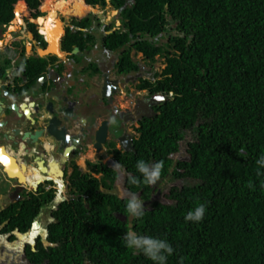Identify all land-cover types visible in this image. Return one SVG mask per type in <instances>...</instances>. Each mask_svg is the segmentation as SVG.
Wrapping results in <instances>:
<instances>
[{
    "label": "trees",
    "instance_id": "16d2710c",
    "mask_svg": "<svg viewBox=\"0 0 264 264\" xmlns=\"http://www.w3.org/2000/svg\"><path fill=\"white\" fill-rule=\"evenodd\" d=\"M52 1L0 0V26L8 25L14 12V23L21 14L42 17L40 8L48 9V16L53 11L54 17L73 2L74 31L67 29L62 40L68 51L83 40L89 7L118 11L122 29L103 39L105 47L125 48L120 63L129 66L131 51L151 62L163 59L151 91L173 94L159 116L145 122L136 154L127 158L130 170L140 177L138 160H162L164 177L173 162L168 157L189 132V160L177 163L171 176L194 184L172 188L171 205L155 202L142 218L131 221L130 229L127 220L115 216H128L126 200L101 193L95 179H77L81 197L54 211L48 228V242L54 246L44 249L38 243L35 253L27 249L32 262L154 264L124 246L122 237L132 230L166 240L174 249L166 264H264V169L257 175L256 165L264 155V0H55L50 6ZM45 22L38 19L43 35ZM28 30L45 49L35 25L28 24ZM103 189L111 184L103 181ZM46 201L31 198L19 211L1 212L0 225L8 221L5 232L25 233ZM197 203L206 205L203 220L186 222Z\"/></svg>",
    "mask_w": 264,
    "mask_h": 264
},
{
    "label": "flooded vegetation",
    "instance_id": "af4514ba",
    "mask_svg": "<svg viewBox=\"0 0 264 264\" xmlns=\"http://www.w3.org/2000/svg\"><path fill=\"white\" fill-rule=\"evenodd\" d=\"M15 18L14 12L10 23L0 26V147L20 179L6 180L5 188L0 185V213L19 211L18 206L31 198L47 201L39 206L28 234L17 237L18 229L5 232L8 221L0 225V264H35L27 249L37 252L38 243L44 249L53 247L48 242V228L55 221L54 211L61 203L81 197L77 179H95L101 193L108 192L119 200H126L127 193H136L144 203L152 202L146 211L155 202L172 201L168 199L171 189L185 186L175 184L189 179L171 175L177 163L188 158L174 157L181 141L178 151L168 157L173 161L168 174L156 185H136L134 190L128 183V175L135 176V170H130L132 161L127 158L136 154L145 122L159 116L160 107L171 96L151 91L161 73L154 66L157 58L151 62L131 51L129 59L134 68H130L120 63L125 48L110 51L105 47L103 39L122 29L120 22L113 24L103 17L98 22L94 16L93 24H98L92 29L97 27L94 39L84 36L78 40L80 46L73 44L67 51L62 40L67 29L74 31L69 25L71 18L66 24L65 19H61L62 24L53 19L45 22L51 27L44 35L38 18L21 14L19 22L14 23ZM28 24L35 25L47 43L45 50L34 40ZM113 117L115 123L111 122ZM105 130L106 138L101 141ZM117 162L121 169L113 168ZM103 181L111 184V189H103ZM43 210L45 221L37 219ZM9 243L20 247H8Z\"/></svg>",
    "mask_w": 264,
    "mask_h": 264
},
{
    "label": "clouds",
    "instance_id": "9594fccd",
    "mask_svg": "<svg viewBox=\"0 0 264 264\" xmlns=\"http://www.w3.org/2000/svg\"><path fill=\"white\" fill-rule=\"evenodd\" d=\"M97 7L102 8L101 6H96L94 8L89 7V8H90V10H94ZM14 8H15V6H14ZM102 9H104V8H102ZM89 13L92 15L91 11ZM93 18H94V16H93ZM120 20H121V16H120ZM120 23H121V21H120ZM109 33H111V31H109ZM46 47H47V43H46ZM165 95L171 96V99L173 98L172 93H168ZM111 122L115 123V117L112 118ZM188 160H189V157H188ZM256 165H257V175H259L260 169H264V155L260 156L256 160ZM113 168L121 169V165L117 162L113 165ZM163 168H164V161H162V160L155 162L153 164H149L142 159L138 160L136 163V169L141 174L140 177L128 175L127 181L131 185H137L138 186L141 183H143L146 186H154V185H156L157 181H159L161 179ZM14 178L15 179L9 178V176L5 172V167H4L3 171H0V185L3 184L2 188H5L7 186L8 183H6V180L7 181H16V177H14ZM248 187L249 188L253 187L251 182H249ZM262 187H264V184H262ZM8 189H9V187H8ZM165 202H169L170 204H172V201H165ZM86 208H88V206ZM125 208H126V212L128 214L127 218L129 217L131 219H139V218H142L145 214L144 201L140 200L136 193H131V192L127 193ZM205 212H206L205 203H197V205L192 210L187 212L184 219L186 222L187 221L200 222L203 220V218L205 216ZM115 216L117 218V216H119V214H116ZM120 216H122V215H120ZM129 225H131V221H128V226ZM131 227H132V225H131ZM131 227H129V228L131 229ZM18 232L22 236L28 234L26 232L25 233H21L20 231H18ZM122 242L127 249H134L135 251L141 252L144 256H146L151 261H153L154 264H166L168 256H170L174 251L172 246L166 240H162V239L152 237V236L138 235L135 231H132V230L125 232L124 236L122 237ZM17 244H15V243L10 244L9 243V244H7V246L8 247H12V246L20 247Z\"/></svg>",
    "mask_w": 264,
    "mask_h": 264
},
{
    "label": "rangeland",
    "instance_id": "374dc122",
    "mask_svg": "<svg viewBox=\"0 0 264 264\" xmlns=\"http://www.w3.org/2000/svg\"><path fill=\"white\" fill-rule=\"evenodd\" d=\"M55 0L52 1V3L50 4V6L53 5V2ZM43 3V2H42ZM42 5V4H41ZM40 12L43 14L42 18H46V22H49V19H48V9L46 8H40L39 9ZM69 10H71V5L69 6L68 9H65V11H57L56 12V15L53 17L52 15H50L49 17L55 21H58L59 23H61V19H65L64 22L65 24L69 21V18H71V15L69 14ZM92 15L90 14V16L88 17L87 19V25L85 26V33L82 35L83 37L87 36L89 37L90 39H94V37L96 36V29L95 30H92L94 29V26H98V24H93L95 23L94 22V18L93 16L97 17V20L98 22H101V18L103 17V19H106L107 21H111L113 24L116 23L117 25L120 24L118 22H120V14L118 11H114L113 9H111L109 6H107L106 8L102 9L100 7H97L95 8L94 10H90ZM89 11V12H90ZM87 17V16H85ZM84 17V18H85ZM62 24V23H61ZM69 24V23H68ZM70 25V24H69ZM175 27V25H173ZM46 27L49 28L50 25L49 24H46ZM111 27H109L108 29H110ZM49 33H52L51 30H49ZM104 35V34H103ZM81 36V34L79 35ZM165 38L163 39V43L165 42ZM140 56H138L139 58ZM155 66V69L157 72L161 71L163 68H164V64H163V59H160L157 57V62L154 64ZM192 140V135L189 133V132H184V140L181 142L180 144V150H179V153L177 155H175L174 157H176L177 159L178 158H188V155H186V142L188 141H191ZM10 173V171H9ZM183 185L187 186V185H190L192 186L194 184L193 181L191 180H185L184 182H180V183H176L175 185H177V187H181ZM44 211V210H43ZM41 212L40 215L38 216V220H42V221H45V219H47V214L44 212Z\"/></svg>",
    "mask_w": 264,
    "mask_h": 264
},
{
    "label": "water",
    "instance_id": "95a60500",
    "mask_svg": "<svg viewBox=\"0 0 264 264\" xmlns=\"http://www.w3.org/2000/svg\"><path fill=\"white\" fill-rule=\"evenodd\" d=\"M42 51V50H41ZM64 114V113H63ZM106 135H107V130H105L104 132H103V138H101V141L103 140L104 141V139L106 138ZM124 150L125 151H127L128 149L127 148H125L124 147ZM0 163L5 167V172L7 173V175L9 176V178L10 179H15L14 177H18V176H14V177H12L11 175H10V173H8V171H7V165H6V163L9 165V160L7 159V156L5 155V153H4V151H3V147H0ZM19 178V177H18ZM20 179V178H19ZM19 184H20V181H19ZM17 189H19V188H17ZM15 191H18V190H15ZM151 204V202H147V203H144V207H146V206H148V205H150ZM161 204H163V205H171L169 202H162ZM117 218L118 219H120V220H122V221H126V220H128V221H132L133 219H131V218H127V217H125V216H117ZM129 227H131V225H129ZM17 237L18 236H22L18 231H17V233L15 234ZM44 236H45V233L43 234V239H44ZM43 243H45L46 245H47V243L45 242V241H43Z\"/></svg>",
    "mask_w": 264,
    "mask_h": 264
},
{
    "label": "bare ground",
    "instance_id": "6f19581e",
    "mask_svg": "<svg viewBox=\"0 0 264 264\" xmlns=\"http://www.w3.org/2000/svg\"><path fill=\"white\" fill-rule=\"evenodd\" d=\"M73 3V2H72ZM53 11H51V13H52ZM51 13L49 14V16L51 15ZM48 16V19L51 21V18ZM40 18H42V17H40ZM40 18H38V19H40ZM53 21V20H52ZM49 30H51V29H49ZM62 33H63V31H62ZM54 35V34H53ZM62 35V34H61ZM55 36V35H54ZM53 36V37H54ZM61 37V36H60ZM55 44L57 43V40L55 39ZM52 41H50L49 40V44H51L52 45ZM46 52H48L47 50L45 51V52H43L42 54H45ZM55 54H57V55H59L60 56V54L57 52V51H53ZM6 165H7V171L9 172L10 171V175L11 176H18V177H20V175H19V173L14 169L15 168V166H14V168L11 166V165H8L7 163H6Z\"/></svg>",
    "mask_w": 264,
    "mask_h": 264
}]
</instances>
